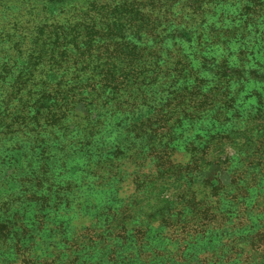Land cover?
Returning <instances> with one entry per match:
<instances>
[{"label":"rangeland","instance_id":"rangeland-1","mask_svg":"<svg viewBox=\"0 0 264 264\" xmlns=\"http://www.w3.org/2000/svg\"><path fill=\"white\" fill-rule=\"evenodd\" d=\"M226 1L224 5L212 2L214 14L210 15L201 10H205L203 4L199 13L194 12L193 0H124V14L117 8L119 0H0V105L5 92L19 86L15 78L21 72L38 76L104 70L103 65L88 63L109 54L121 58L135 54L186 59L187 67L178 75L187 78L201 57L228 58L234 63L233 51L240 42L264 50V45L243 36L249 18L244 0ZM189 38L199 42L197 53L180 48L179 43ZM161 40L164 46L148 45ZM190 58L195 60H187ZM257 58L261 61H255ZM245 64L264 70V52ZM125 67L120 65V69ZM208 87L193 96L187 91L184 96L201 98L200 109L191 116L200 120L213 116L215 128L197 130L193 126L184 131L177 122L167 130L157 128L155 137L149 136L155 122L149 119L151 112L143 111L133 124L138 127L142 122L145 132H131L142 134L134 141L122 132L115 142L125 150L112 162L100 158L97 165H80L85 150L84 126L80 124L84 107L77 105L62 116L68 131L71 124L78 125V134L65 141L64 150L54 152L66 164L48 163L46 168L51 174L66 168L62 178L70 175L71 182L64 183L65 178L59 181L69 186L73 198L47 213V224L39 234L59 231L56 223L67 222L70 229L61 235L85 243L87 238L88 244L60 248L59 244H70L56 234L54 248H38L39 264H264V83L244 88L245 102L232 120L223 111L226 98L212 101L209 96L215 92L232 95V88L218 86L206 91ZM143 94L148 95L149 90ZM244 108L253 114L248 118L257 119L254 123L248 124ZM256 109L259 114H254ZM3 134L0 125V201L10 197L26 175L22 164L26 157L19 152L29 143L28 138L15 136L7 142L15 149L5 150ZM104 137L102 141H110ZM73 168L80 172L75 178ZM239 168L259 172L252 180L239 181L255 188L256 193L249 188L234 197L229 195L234 192L230 183L239 180L235 176ZM109 189H115L117 196L110 195ZM104 206L115 210L117 219L109 225H96L97 212ZM119 226L123 230L117 229ZM8 247L0 240V264H12Z\"/></svg>","mask_w":264,"mask_h":264},{"label":"trees","instance_id":"trees-1","mask_svg":"<svg viewBox=\"0 0 264 264\" xmlns=\"http://www.w3.org/2000/svg\"><path fill=\"white\" fill-rule=\"evenodd\" d=\"M123 1L119 0L120 3L117 7L121 9L122 14L125 13L121 8ZM212 2L216 5H224L229 1L193 0L196 5L193 11L199 13L198 8L203 4L205 10H201L205 14L213 15ZM243 8L249 13L247 14L249 18L245 19L243 36L246 35L249 40L263 47L264 0H244ZM117 13L120 12L117 10ZM162 41L150 42L148 45L155 48L160 45L164 46L165 43ZM245 42H240L234 49L232 55L234 63H230L228 58L201 57L196 63V68L191 69L188 66L190 72L187 78L178 75L183 68L187 67L186 59L173 56L161 60L156 57L141 58L140 55L135 54L122 58L109 54L105 59L88 63L89 66L94 63L96 66L103 65L105 66L104 70L48 72V74L38 73V76L28 71L19 73L15 78L19 86L6 91L0 105V113L3 117L0 125L4 132L3 138L6 139L4 149H15L10 147V143L7 144L10 138L18 136L29 139V143L24 145L25 150L19 152L24 158L26 157L22 163L26 169L24 173L26 175L21 178V183L11 191V196L0 201V240L4 244H9L7 253L10 256V263L13 264L16 261V264H39L38 248L40 246L54 248L52 239L56 234H58V239L62 238L63 241H68L67 244H70L68 247L65 244H59L60 248L77 249L85 243L78 237L71 236L67 239L65 235H61V232L70 229L67 222L56 223L59 231L46 230L42 236L39 234L47 224L45 222L47 213L57 206L66 205L68 199L72 200L73 198L69 186L59 181L65 178L64 183L71 182L70 175L62 178L66 168H57L59 171L54 170L52 174L46 168L48 163L66 164L65 161L61 162L54 152L55 150H64L65 141L78 134L77 124H71L72 128L68 131L61 122L62 116L69 109L80 105L85 110L83 120L80 122L84 126L82 139L85 141L83 148L85 150L81 155L80 165H83L84 162L86 164L92 162L97 165L100 158H105L110 162L116 160V154L125 150L115 142L118 135L123 132L125 138L134 141L142 134L136 135L131 132L137 129L145 132L144 127H140L142 122L138 127L133 124V121L138 119L143 111L151 112L149 119L152 118L155 122V128L151 129L149 136L155 137V134L158 133L157 128L167 130L177 122L182 124L183 129L181 130L184 131L193 126H197V130L213 129L217 124L216 118L213 116H208L206 120L191 116L195 110L200 109L201 105L199 103L201 98L195 99L191 96L199 93V90L205 85L209 86L206 91L218 86L232 88V95L221 93L218 96L215 92L209 96L212 97V101L218 100V97H225L226 104L223 111L228 113L227 119L237 118L239 107L245 102L247 96L243 92L244 88L250 84L264 83V70L245 64L253 62L255 56L263 54L264 50L261 51L260 47L253 50L251 46H248V42H246V47ZM179 44L180 48L191 49L194 53L198 52L196 48H198L199 42L196 39L189 38ZM131 47L134 48V46ZM217 49L218 47L214 50ZM239 55H245V57L242 59L238 57ZM187 60H195V58ZM255 61L260 62L261 59L257 58ZM242 62L243 65H241ZM120 65L126 67L120 69ZM35 79H37L36 83H34ZM152 89L161 91L157 92ZM145 90H149L148 95L143 94ZM187 91L191 96L185 98L184 94ZM201 94L203 93L201 92ZM202 97L203 100L207 99V96ZM192 103L194 106H191ZM248 107L252 108L253 106ZM243 110L249 120L248 124L257 120L255 117L248 118L250 114L253 115L248 108ZM263 112L264 101L261 113ZM259 113L257 109L254 111V114ZM156 115L157 118L154 117ZM103 136L109 138L110 141H102ZM95 138L98 140L93 141ZM127 141L125 140V142ZM32 155L39 156L30 158ZM237 157V155L232 156V158ZM73 169V178H75L80 172L78 168ZM239 169L235 175L239 179L238 182L233 181L229 185L232 186L229 189L233 188L231 190L235 193L229 195L234 197L242 191L243 193L247 192L249 188L256 193L255 188L248 187L239 181L252 180L259 172L248 171L247 168ZM37 170L40 171L39 175L35 174ZM236 184H240V186ZM108 193L117 196L115 189H109ZM108 207L104 206L97 212L101 217L99 216L95 221L96 225L98 222L103 226L106 223L109 225L113 223L114 219H117L114 218L115 210ZM117 229L123 230V227L119 226ZM87 244L86 238L85 246Z\"/></svg>","mask_w":264,"mask_h":264}]
</instances>
